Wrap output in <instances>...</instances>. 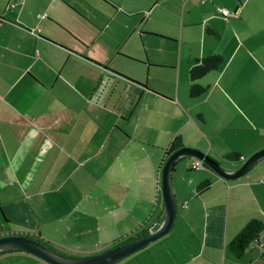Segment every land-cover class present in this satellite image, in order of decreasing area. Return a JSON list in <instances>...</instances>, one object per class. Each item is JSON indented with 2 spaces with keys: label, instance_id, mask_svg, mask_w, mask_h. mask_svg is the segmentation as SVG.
Wrapping results in <instances>:
<instances>
[{
  "label": "crops",
  "instance_id": "obj_1",
  "mask_svg": "<svg viewBox=\"0 0 264 264\" xmlns=\"http://www.w3.org/2000/svg\"><path fill=\"white\" fill-rule=\"evenodd\" d=\"M155 3L145 20L179 17V34H168L176 46L138 56L123 48L122 14L133 12L122 1L0 0V210L34 214L29 232L68 255L161 224L162 169L177 136L229 170L264 148V0ZM211 54L224 61L192 97L189 69ZM193 158L172 171L170 230L112 264H264L257 242L241 257L228 247L249 220H264V158L237 178L193 169ZM0 264L52 263L12 250Z\"/></svg>",
  "mask_w": 264,
  "mask_h": 264
},
{
  "label": "water",
  "instance_id": "obj_2",
  "mask_svg": "<svg viewBox=\"0 0 264 264\" xmlns=\"http://www.w3.org/2000/svg\"><path fill=\"white\" fill-rule=\"evenodd\" d=\"M185 157H198L222 177L237 178L264 158V148L256 151L239 167L232 170L226 169L208 153L197 148L183 146L171 153L162 169V194L165 202V215L161 224L143 236L121 243L98 254L85 257L66 255L49 248L31 237L19 234L0 235V252L7 250L27 251L42 257L52 264H112L116 262L147 243L162 237L170 230L177 212V201L172 185V171L176 162Z\"/></svg>",
  "mask_w": 264,
  "mask_h": 264
},
{
  "label": "rangeland",
  "instance_id": "obj_3",
  "mask_svg": "<svg viewBox=\"0 0 264 264\" xmlns=\"http://www.w3.org/2000/svg\"><path fill=\"white\" fill-rule=\"evenodd\" d=\"M115 1L117 2L122 1L121 5L123 6V8L127 12H133L132 13L133 15L122 14L123 33L124 34L127 33V35H123V48L124 49H127V48L132 49L133 50L132 52H134L135 54H138V56H142V55H146V52H147L146 49L148 48L150 52L157 53L163 47L170 49L176 46L172 44L175 42V38L169 37L170 35L168 34H179V31L181 29V26L179 23L180 21L179 17L178 18L175 17V15L172 13L173 15L169 14L168 17L161 16V19L159 20H156V19L145 20L144 13H147L149 12V10H152V8L154 9L156 7L155 0H115ZM176 1H179V0H176ZM142 8H146V9H143L142 11H140ZM158 10H161V11L164 10V8H162V5H160L157 8V11ZM165 13L167 12H164V14ZM145 21H146V24H145ZM135 22L136 24H134ZM140 23H141V26H145V29H144L145 32L142 35L139 33L137 29V26H139ZM135 26H136V29L134 30ZM150 30H156V31H150ZM22 210L25 211L26 208ZM0 214L2 215V223L4 225L2 226V229L0 226V230L6 231V233L16 232L17 234L18 232L22 230L21 228L24 227L23 225L25 226L31 225L29 222H34V223L36 222L35 219H33V217H35L34 214L22 215L19 213H13L11 215L13 216L11 219L6 216V210L4 208L2 209V211L0 210ZM3 214H5L6 219L12 222H7V220H5V218L3 217ZM13 218H16V219H13ZM28 230L34 231L32 228Z\"/></svg>",
  "mask_w": 264,
  "mask_h": 264
},
{
  "label": "trees",
  "instance_id": "obj_4",
  "mask_svg": "<svg viewBox=\"0 0 264 264\" xmlns=\"http://www.w3.org/2000/svg\"><path fill=\"white\" fill-rule=\"evenodd\" d=\"M209 31L214 33V31H212V30H209ZM34 33H37V31H35ZM223 61H224V58L220 54H211V55H207V56H203V57L194 59V62L192 63V65L189 69V78H190L189 94L192 97H198V96H200V95H202L208 91L209 85L202 84L200 82V79L205 74H207L208 72L218 68L223 63ZM183 146H185V145H184L182 139L180 138V136H177L172 141L171 145L169 146L166 155H168V157H169V155L171 153L179 150ZM232 157L236 158L237 155H234ZM206 166L209 167L207 164H206ZM210 185H211L210 179H206V180L200 182V184L197 186V192L202 193V192L206 191L210 187ZM3 217L5 218V220H7V222H12V221L6 219L5 214H3ZM21 229L22 230L20 232H18L17 234L24 235L27 237H31V238L41 242L42 244L48 246L49 248L56 250V251H59L56 248H54L53 246H51L48 241L44 240L40 236L31 234L26 226L22 227ZM263 229H264V220L261 218H252L241 228V230L237 233V235L234 236V238H232L230 240V242L228 243V247H229L230 251L236 257L243 256L244 253L246 252L247 248L254 242L255 237L260 235L261 232L263 231ZM148 232H150V231H147L146 233H148ZM7 234H16V233L15 232H13V233L9 232L6 234L3 233V235H7ZM130 239H134V237H129V240ZM119 244H121V243L119 242L117 245H119ZM7 251H12V250H7ZM2 252H5V251H1L0 253H2ZM59 252H61V251H59ZM29 253H31V252H29ZM32 254H34V253H32ZM64 254H66V253H64ZM66 255H68V254H66ZM36 256H38V255H36ZM38 257L43 259L40 256H38ZM43 260H45V259H43ZM45 261H47V260H45Z\"/></svg>",
  "mask_w": 264,
  "mask_h": 264
},
{
  "label": "built area",
  "instance_id": "obj_5",
  "mask_svg": "<svg viewBox=\"0 0 264 264\" xmlns=\"http://www.w3.org/2000/svg\"><path fill=\"white\" fill-rule=\"evenodd\" d=\"M217 8H218V11L224 16L237 14L236 11H231V9H229L228 7H225V6L219 5ZM45 15H46V13L39 14L40 17H43ZM31 31L35 32L36 28H33ZM242 158H244V156H242ZM189 166L193 169H200V168L206 167V164L202 159H200L198 157H194L189 162ZM254 242H257L259 244V246L264 250V238L262 236L258 235L257 237H255Z\"/></svg>",
  "mask_w": 264,
  "mask_h": 264
}]
</instances>
